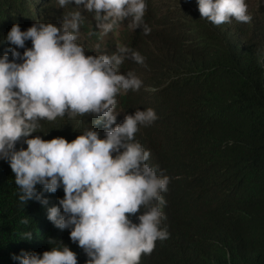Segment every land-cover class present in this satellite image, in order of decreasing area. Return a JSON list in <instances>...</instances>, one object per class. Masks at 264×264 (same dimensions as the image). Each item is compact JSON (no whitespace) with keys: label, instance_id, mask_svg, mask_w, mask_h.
<instances>
[{"label":"trees","instance_id":"1","mask_svg":"<svg viewBox=\"0 0 264 264\" xmlns=\"http://www.w3.org/2000/svg\"><path fill=\"white\" fill-rule=\"evenodd\" d=\"M246 3L251 22L214 25L201 19L197 0H147L150 34L128 28L119 35L120 45L138 51L146 67L130 60L120 66L143 83L139 91L117 95L116 124L137 109H154L158 119L139 127L135 139L150 150L147 163L171 178L162 193L169 238L156 241L140 264H264V0ZM76 7L59 8L56 0H0V55L10 47L5 36L13 24L21 31L37 20L58 26ZM83 44L85 55L96 54ZM94 119L86 114L41 121L29 138L71 142L91 127L103 138L104 124ZM18 193L14 173L0 160V264H18L12 255L21 250L49 251L50 240L67 245L85 264L69 230L55 228L39 202L20 204ZM63 195L62 189L44 193L49 206ZM25 218L27 225L20 223ZM28 230L32 239H21Z\"/></svg>","mask_w":264,"mask_h":264},{"label":"clouds","instance_id":"2","mask_svg":"<svg viewBox=\"0 0 264 264\" xmlns=\"http://www.w3.org/2000/svg\"><path fill=\"white\" fill-rule=\"evenodd\" d=\"M72 3L77 7L64 13L59 27L37 20L25 31L13 24L5 36L10 47L0 55V160L14 173L19 203L39 202L55 228L69 230L70 240L87 257L85 264H140L156 241L170 235L162 226V193L168 191L171 178L159 165L147 163L150 150L135 139L139 127L150 126L158 116L152 108L137 109L116 124L117 95L139 91L143 83L133 71L121 73L120 66L125 60L145 65V60L119 44L108 54L96 43V54L85 55V45L78 41L86 19L81 5L93 14L101 37L127 18L130 30L139 28L149 35L151 28L144 20L147 0H56L59 8ZM197 5L201 19L214 25L252 20L246 0H197ZM29 40L32 46L26 48ZM86 114L95 124L103 122V138L93 127L71 142L62 137L29 138L41 121ZM18 142L27 147L17 150ZM58 189L63 198L49 206L44 193ZM32 236L31 230L24 231L21 239L30 241ZM49 244L50 250L42 254L21 250L12 259L18 264H78L67 245L52 240Z\"/></svg>","mask_w":264,"mask_h":264},{"label":"rangeland","instance_id":"3","mask_svg":"<svg viewBox=\"0 0 264 264\" xmlns=\"http://www.w3.org/2000/svg\"><path fill=\"white\" fill-rule=\"evenodd\" d=\"M81 10V14L83 16H86L85 22L81 25V36L80 40L78 42L80 43H85L87 47H91L92 51L93 45L96 43H100L101 49L103 51H116V46L119 43V35L121 34L122 31H125L128 29L127 24L129 23V20L131 18L125 19L122 24L114 30V32L109 33L107 36L101 37L98 33V29L96 28V22L92 19L93 14L87 13L84 9L83 6H79ZM74 10V9H73ZM62 23V20L59 21L58 26ZM94 32V35H89V33ZM97 39V40H96ZM83 41V42H82ZM109 47V48H107Z\"/></svg>","mask_w":264,"mask_h":264}]
</instances>
